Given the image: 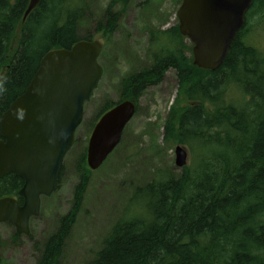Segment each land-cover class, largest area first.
<instances>
[{"label": "trees", "instance_id": "16d2710c", "mask_svg": "<svg viewBox=\"0 0 264 264\" xmlns=\"http://www.w3.org/2000/svg\"><path fill=\"white\" fill-rule=\"evenodd\" d=\"M29 1L0 0V117L47 52L98 34L109 40L121 14L113 8H125L129 0H110L99 19L84 0H40L24 18ZM252 16L254 26L264 22V0H253L243 28L213 71L193 64L192 45L178 24L148 31L146 64L136 67L135 61L119 77L118 99L101 102L91 129L122 100L135 102L137 111L145 90L173 69L178 95L164 140L188 146L196 157L180 173L164 172L136 189L131 204L137 209L113 224L84 264H264V52L245 39ZM85 151L75 160L79 183L71 209L40 241L28 235L36 252L33 264H61L92 173ZM22 185L20 177L5 175L0 198L22 203ZM20 236L14 232L13 240Z\"/></svg>", "mask_w": 264, "mask_h": 264}, {"label": "rangeland", "instance_id": "374dc122", "mask_svg": "<svg viewBox=\"0 0 264 264\" xmlns=\"http://www.w3.org/2000/svg\"><path fill=\"white\" fill-rule=\"evenodd\" d=\"M109 1L84 0L96 19L101 18ZM180 3L179 0H129L125 8L120 5L113 8L121 14L118 27L106 41L100 59L104 68L103 77L93 97L85 104L76 142L63 161L58 189L50 197L41 198L39 215L30 219L29 234L35 241L51 233L57 218L73 205L75 187L79 183L75 160L83 147H87L91 123L101 102L118 99L116 82L135 66V61L136 67L146 64L148 31L176 25ZM255 20L257 17L252 16L245 39L264 52V22L254 26ZM177 91L175 72L169 69L159 84L148 87L141 95L137 111L125 127L120 143L89 176L61 264H84L100 248L113 224L132 209H137L136 204H131L136 189L164 172H181V168L175 165L174 152L179 144L164 140V124L177 98ZM234 96L231 94L230 97ZM183 146L188 151L189 165L196 154L188 146ZM14 232L10 224L0 223V264H33L36 252L29 234L21 235L14 241Z\"/></svg>", "mask_w": 264, "mask_h": 264}, {"label": "water", "instance_id": "95a60500", "mask_svg": "<svg viewBox=\"0 0 264 264\" xmlns=\"http://www.w3.org/2000/svg\"><path fill=\"white\" fill-rule=\"evenodd\" d=\"M40 0H30L24 18ZM253 0H181L178 30L191 44L193 64L216 70L245 23ZM104 40H78L70 49H54L40 60L33 78L0 117V178L13 173L23 180L22 203L0 198V223H9L18 235L30 233L29 221L40 213L41 197L56 190L65 155L75 142L84 105L102 78L98 62ZM136 112L135 102L123 100L96 121L85 160L98 169L120 143L123 130ZM175 165L188 163V151L176 145Z\"/></svg>", "mask_w": 264, "mask_h": 264}, {"label": "flooded vegetation", "instance_id": "af4514ba", "mask_svg": "<svg viewBox=\"0 0 264 264\" xmlns=\"http://www.w3.org/2000/svg\"><path fill=\"white\" fill-rule=\"evenodd\" d=\"M61 175H62V169H61V172H60V178H61ZM60 178H59V182H60Z\"/></svg>", "mask_w": 264, "mask_h": 264}, {"label": "bare ground", "instance_id": "6f19581e", "mask_svg": "<svg viewBox=\"0 0 264 264\" xmlns=\"http://www.w3.org/2000/svg\"><path fill=\"white\" fill-rule=\"evenodd\" d=\"M177 22H178V19H177ZM243 28V27H242ZM180 33V32H179ZM103 75V74H102ZM180 145V144H179ZM13 174V173H12ZM8 175V174H7ZM59 177H60V175H59ZM6 197V196H5ZM9 197H11V196H9Z\"/></svg>", "mask_w": 264, "mask_h": 264}]
</instances>
